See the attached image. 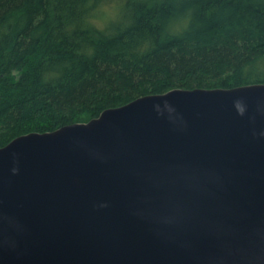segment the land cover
Listing matches in <instances>:
<instances>
[{"label": "water", "instance_id": "water-1", "mask_svg": "<svg viewBox=\"0 0 264 264\" xmlns=\"http://www.w3.org/2000/svg\"><path fill=\"white\" fill-rule=\"evenodd\" d=\"M0 264H264V84L148 95L0 148Z\"/></svg>", "mask_w": 264, "mask_h": 264}, {"label": "trees", "instance_id": "trees-1", "mask_svg": "<svg viewBox=\"0 0 264 264\" xmlns=\"http://www.w3.org/2000/svg\"><path fill=\"white\" fill-rule=\"evenodd\" d=\"M122 2L124 21L101 33L84 23L100 0H0V148L148 95L264 84V0Z\"/></svg>", "mask_w": 264, "mask_h": 264}, {"label": "clouds", "instance_id": "clouds-1", "mask_svg": "<svg viewBox=\"0 0 264 264\" xmlns=\"http://www.w3.org/2000/svg\"><path fill=\"white\" fill-rule=\"evenodd\" d=\"M91 7V4L88 5ZM124 21V5L122 0H100V3L84 18L86 27L105 33L113 25L121 24ZM191 11L186 14L178 15L169 20L165 33L167 38L183 35L191 26ZM127 27V23L124 25ZM165 37H162L164 39ZM152 47L151 40H145L137 51L143 55ZM94 49H88V55L92 56ZM239 107V105H238ZM242 111V109H241Z\"/></svg>", "mask_w": 264, "mask_h": 264}]
</instances>
